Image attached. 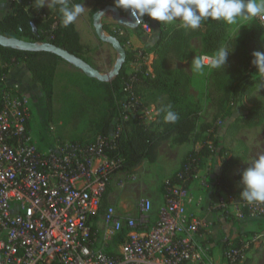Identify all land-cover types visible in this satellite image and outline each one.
Returning a JSON list of instances; mask_svg holds the SVG:
<instances>
[{
  "label": "built area",
  "instance_id": "2783aa9c",
  "mask_svg": "<svg viewBox=\"0 0 264 264\" xmlns=\"http://www.w3.org/2000/svg\"><path fill=\"white\" fill-rule=\"evenodd\" d=\"M144 30L149 32L150 26L144 24ZM213 56H201L205 66L211 67ZM136 72L127 73L123 82L121 108L127 113L114 119L107 135L89 142L64 141L47 150L33 141L21 84H2L0 264H215L201 242L208 221L190 206L198 177L192 162L177 173L156 215L146 197L138 200L136 217L106 205L121 164L107 151L116 147L129 116L149 118L134 90ZM258 204H249L250 215ZM121 234L123 240L116 244ZM246 256L244 245L230 243L225 249L228 264Z\"/></svg>",
  "mask_w": 264,
  "mask_h": 264
},
{
  "label": "trees",
  "instance_id": "16d2710c",
  "mask_svg": "<svg viewBox=\"0 0 264 264\" xmlns=\"http://www.w3.org/2000/svg\"><path fill=\"white\" fill-rule=\"evenodd\" d=\"M83 1L72 0L70 6L73 3H83ZM98 2L102 3L103 7L116 5L115 0H98ZM61 4H65L64 0H55L53 10L47 12L38 3H29L28 7L25 0H13L12 11L0 19V33L6 37H18L28 41L50 42L92 65L90 58L86 56V46L81 42L75 23L69 26L60 23L59 7ZM97 11L99 10L94 8L91 10V14L94 15ZM31 22L37 26L38 35L34 34ZM143 23L148 24L152 29L151 33L142 29L139 36L148 45L144 54L154 55L153 74L149 73L148 67L143 65L140 71L136 72L138 80L134 85V90L137 95H141L145 91L148 92L147 99L143 102L144 107L158 102L161 96L167 95L169 104L172 106V110L178 114L179 119L174 123L167 122L162 132L153 131L152 125L142 124L134 116L124 120L116 147L107 151L110 159L121 160L115 173L118 171L132 172L145 159L151 162L155 161L158 147L162 141L170 138L173 134H175L174 141L177 144H183L189 140L190 134L196 129L195 120L199 115V104L193 103L189 98L192 78L184 69L175 67V64L194 55L191 41L198 36L202 39V53L214 55L223 46L227 30L230 27L223 20L209 18L202 22V27L199 29L184 32L182 29L174 27L165 29L159 21H154L147 15ZM103 29L117 37L121 45L125 47L128 42L127 37L108 30V27L104 25ZM225 47L232 48L233 51L228 56L223 68H213L208 89V95L215 104L217 113L214 116V121L202 123L195 135V141H203L201 149L197 153L192 152L189 155L190 159L195 158V162L186 159L181 169L189 161L195 166L202 156L223 157L226 150L218 147L220 128L222 129L228 122L227 120L235 114L244 97L256 88H264V75H261L253 64V53L264 52V28L246 29L240 37L226 41ZM126 53V61L119 75L110 82H104L80 72L59 73L58 68L61 62L66 61L54 53L23 51L0 45V88L6 80L9 70L16 64L24 63L32 74L33 82L40 84L46 97L48 109L52 111L55 80L60 75L66 77L71 84L81 88L96 101L98 115L94 120V128L97 135L105 136L109 133L114 119L121 120L122 117V108L117 103V96L120 99L125 95L123 82L128 76L125 66L129 62L137 60V50H126ZM237 121L247 127L259 126L264 121V114L259 108H252ZM209 131L211 133L209 137H206L204 134ZM207 140H211L212 144L206 143ZM235 164L236 159L233 157L223 160L213 187L217 192L228 193L235 201L246 203L240 197L243 190L241 184L243 172L239 173L235 180L230 177V170ZM195 171H197L196 168ZM176 182L177 177L174 176L164 186L168 188ZM162 190L164 191L165 187H162ZM244 214L246 217L249 216L247 221L264 222V213L260 218L250 217V211L246 207ZM257 230L263 231L264 226L261 225ZM250 234L254 235L255 231H251ZM123 236L124 234L119 235L114 242L119 244L123 240ZM233 245L239 248L243 243L240 239H235ZM227 246L228 242L225 243V247ZM251 263L252 259L247 257L236 264Z\"/></svg>",
  "mask_w": 264,
  "mask_h": 264
},
{
  "label": "rangeland",
  "instance_id": "374dc122",
  "mask_svg": "<svg viewBox=\"0 0 264 264\" xmlns=\"http://www.w3.org/2000/svg\"><path fill=\"white\" fill-rule=\"evenodd\" d=\"M25 1L29 7L28 0ZM71 1L64 0L65 5L70 6ZM54 2L55 0H33V3L44 5L42 7L47 12L53 10ZM83 5L86 9L81 15L83 20L80 18L78 24L79 27H81V24L86 26L92 41L96 45L93 48L86 49V56L90 58L92 65L101 73H110L119 54L110 43L102 41L97 36L95 31L96 22L91 14V10L94 8L101 11L104 8L103 4L98 2V0H84ZM121 9L119 8L123 17H127L131 12V10L122 9L121 11ZM114 15V11H107L99 22L108 27V30L128 38V42L125 45L127 51L137 50V60L126 64V72L140 71L145 65L148 67L147 71L153 74L152 63L154 55L151 53L144 54L148 45L139 36L141 30L144 29V23H140L137 27L125 26L118 23ZM61 20L62 18L60 23H62ZM160 25L165 29L180 28L184 32L192 30L183 27L179 20L171 24L160 22ZM256 27L264 28V22L252 20L241 23L238 21L236 24L230 25L222 47H225L226 41L240 37L244 30ZM151 32L152 29L150 28L149 33ZM104 34L107 36L111 35L105 30ZM86 43H91V40H86ZM191 44L194 49V55L189 59L178 61L175 67L184 69L192 78V84L189 87V98L193 103L199 104V115L195 120L196 129L190 134L189 140L183 144H177L174 141L175 134L162 141L157 149L155 161L151 162L145 159L132 172L120 171L113 175L110 188L106 194V205L114 204L117 210L124 215L137 216V202L141 197L149 198L153 203V213L155 215L158 213L165 201L167 188L164 185L168 183L170 178L177 175L186 159L187 161L195 162V158L190 159L189 155L192 152L197 153L201 149L203 141H195V135L200 125L214 121L217 109L208 95L213 68L204 65L202 72L193 71V59L204 54L202 53V39L200 36L193 38ZM22 71L26 73L24 79L19 76ZM58 71L59 73H83L67 62H61ZM15 75L18 76L17 82L22 84L21 87L23 86L22 91L26 96L27 104L31 111L29 128L33 141L41 150L53 149L57 144L64 141L89 142L97 136L94 120H96L98 115V105L81 88L71 84L66 77L58 76L55 80L52 111H50L41 86L39 87L32 81L29 71L24 66H20L17 68ZM13 82V80H9L8 83L4 82V84H13ZM147 95V91L138 95L143 105ZM124 101V97L119 99L117 96V103L120 106ZM168 105H170L168 96L163 95L158 102L147 106L149 118H140L139 114L135 115L138 122L145 123L147 126L152 125L153 131L162 132L166 124L164 121L165 112L162 109ZM252 108H259L264 114V88H256L244 97L235 114L227 120L228 122L222 129L220 128L218 147L224 148L226 153L223 157L202 156L200 161L195 163L196 167L194 166L198 174L194 184L198 182V195L204 196V203L213 213L211 222L220 225L222 222L225 225L223 233L221 234L220 232V236L222 235L220 241L222 240L223 243L228 242L229 245L230 243L233 244L235 239H240L246 247V258L251 253L252 259L256 261V264H264V240H262L264 239V232L255 231L257 236L253 237L250 234L251 230H248L246 234L244 233L248 225L246 224L247 218L249 217H246L244 213L245 208L249 204L227 198L213 187L216 176L219 174L218 170L225 158L233 157L236 159V164L230 170V175L234 178L249 167L260 155H264V121L261 125L255 127H247L237 121ZM122 111L124 114L125 112L127 113L123 108ZM210 133L211 131L204 135L209 137ZM206 143L212 144V141L207 140ZM162 187H165L164 191ZM252 212H254V215H250V217L260 218L264 212V203H259L257 207L254 206ZM201 242L208 252L210 248L206 245V240L202 239Z\"/></svg>",
  "mask_w": 264,
  "mask_h": 264
},
{
  "label": "clouds",
  "instance_id": "9594fccd",
  "mask_svg": "<svg viewBox=\"0 0 264 264\" xmlns=\"http://www.w3.org/2000/svg\"><path fill=\"white\" fill-rule=\"evenodd\" d=\"M116 6L131 10L135 21L142 22L147 15L154 21L171 24L179 20L185 28L199 29L202 22L223 20L229 25L238 21L243 23L252 20L264 22V0H115ZM83 3H73L71 6L61 4L59 13L64 26L73 24L85 12ZM97 16H101L97 13ZM233 51L229 47H220L211 59L212 68H223L228 56ZM253 64L258 72L264 75V52L253 53ZM205 58L195 57L192 61L194 72H202ZM171 105L162 109L165 112L164 121L176 122L179 116L171 110ZM243 190L241 199L248 204L264 203V155H260L247 167L241 177Z\"/></svg>",
  "mask_w": 264,
  "mask_h": 264
},
{
  "label": "water",
  "instance_id": "95a60500",
  "mask_svg": "<svg viewBox=\"0 0 264 264\" xmlns=\"http://www.w3.org/2000/svg\"><path fill=\"white\" fill-rule=\"evenodd\" d=\"M110 10L115 12L114 18L118 23L130 27H137L140 23H143L146 16L145 15L144 17L141 18L142 22L135 21V18L131 15V12L128 14L127 17H123L121 16L120 10L116 5H107L101 11H97L93 15L94 21L96 22L95 31L97 36L102 41L110 43L119 54V57L113 67V70L107 74L101 73L93 65L86 62L82 58L47 41H28V40L20 39L18 37H6L0 33V45L8 48L23 50V51H46V52L54 53L58 55L60 58H62L64 61H66L67 63L71 64L75 68L82 71L88 77L95 78L104 82H110L119 75L126 61V56H127L126 49L121 45L119 39H117V37L113 35L110 36L105 35L103 25L102 23L99 22L101 17L107 11ZM97 13H100L101 16H97ZM31 25L34 34L38 35L39 33L35 23L31 22Z\"/></svg>",
  "mask_w": 264,
  "mask_h": 264
},
{
  "label": "crops",
  "instance_id": "0c3cea01",
  "mask_svg": "<svg viewBox=\"0 0 264 264\" xmlns=\"http://www.w3.org/2000/svg\"><path fill=\"white\" fill-rule=\"evenodd\" d=\"M12 1L13 0H0V19L3 16H5L6 14H8L9 12L12 11V8H11ZM28 3L32 4L33 0H28ZM83 3H84V1H83ZM41 6H44V5L41 4ZM80 18H81V16L78 17V19L74 23H75V27H76L77 31L80 34L81 42L86 46V49L88 50L89 48H93V46H96V45L94 44V41H92V37L89 35L90 32H88V29L86 28V26L81 24V27H79L78 21L80 20ZM81 20H83V18H81ZM87 38L89 40H91V43H86V40H88ZM131 39H132V37H131ZM92 43H93V45H92ZM20 66L21 67L24 66L27 69L25 64H16V65H14L9 70V72L7 74V77H6V80H5V83L6 82L8 83L9 80H13L14 81L13 83L18 81L17 80L18 76H16L15 73L17 72V68L20 67ZM29 73H30V78L32 79V74H31L30 71H29ZM25 74H26L25 71H22L19 74V76L24 79L25 76H26ZM11 84L9 83V85H11ZM35 84L40 87L39 83H35ZM230 177H231V175H230ZM235 178H236V176L234 178L231 177L232 180H235ZM197 183L198 182H196L195 184L193 183L194 185L192 184V189H191L192 199H191L190 206H191V209H192L193 212H195L197 215L202 216L203 218H205L208 221V228L205 230V233L203 234L202 239L206 240V245L208 246V248H210L209 251H208L209 258L215 264H228V261H227V259L225 257V249H226L225 243H223L222 240L220 241V238L222 236V235L220 236V232H221V234L223 233V230L225 229V225L222 222H221V225L211 222L212 217H213V213H212V211L210 209H208L206 203H204V201H203L204 200V196L203 195H198V186L199 185ZM220 193H221V195H225L227 198L233 199L231 195L227 194L224 191H220ZM221 221H222V219H221ZM246 224H248V225L246 226V229L244 231L245 234H246V232L248 230L257 231L258 232L257 229L261 225H264V222L260 223L257 220H250V221H247ZM248 226H250V227H248ZM257 232H255V234L252 235V237L253 236H257ZM263 232H264V230H263ZM263 238H264V236H263ZM262 240H264V239H262ZM248 256L252 259V254L251 253L248 254ZM251 264H256V261L252 259V263Z\"/></svg>",
  "mask_w": 264,
  "mask_h": 264
}]
</instances>
